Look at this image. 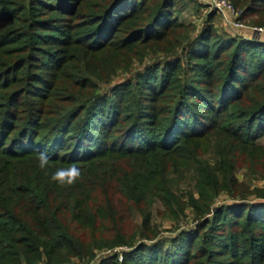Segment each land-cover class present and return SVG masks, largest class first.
Here are the masks:
<instances>
[{
	"label": "trees",
	"instance_id": "trees-1",
	"mask_svg": "<svg viewBox=\"0 0 264 264\" xmlns=\"http://www.w3.org/2000/svg\"><path fill=\"white\" fill-rule=\"evenodd\" d=\"M19 1L20 5L12 6L28 13L24 20L16 17L15 8L7 10V1L0 0V36L17 38L21 34L24 38L43 31L40 36L46 42L62 37L65 46L107 61L106 71L95 75L97 81L107 83L116 70L127 69L133 61L141 62L149 55L170 57L183 44L182 50L191 51L196 75L183 86L176 74L179 59L168 67L158 65L148 69L147 80L143 78L137 85L146 97L132 109L120 108L117 103L106 108L89 98L62 115L45 119L42 125L41 111L30 107V113H38L39 119L34 114L20 119L11 98H6L0 119V264H61L58 258L63 252L68 258L84 260L94 256V249L130 247L131 241L117 230L122 229L118 213L146 205L147 195L161 198L169 217L177 219L174 206L179 202L171 197L166 178L183 142L206 140V134L217 135L223 130L205 123L209 114L237 105L243 124L253 129L252 138L264 134V42L218 40L208 26L189 41L192 25L174 13L177 0ZM230 1L235 9H241L243 17H255L254 25L264 29V0ZM34 36L30 38L41 40ZM54 68L57 71L61 65L56 63ZM41 74H33L34 81L20 94L38 97L37 88L54 89L60 82L57 74L50 81L46 72ZM42 98L47 102L50 95ZM74 101L71 96L64 103ZM164 101L168 104L166 117H160ZM204 109L203 114L200 111ZM38 132H44V137L39 138ZM17 137L28 139L29 144L18 146ZM237 149L241 156L252 154L243 143ZM43 151L50 154V164L38 170L34 163ZM30 157L36 159L28 160ZM72 163L81 169L82 179L69 187L59 186L52 174ZM215 175L208 173L211 180H206L200 169L199 176L205 181L197 182L198 199L192 201L199 219L210 213L221 190ZM262 209L264 205L239 204L214 210L213 221L204 220L201 227L210 229V234L201 238L194 253L184 251L186 258L179 264H201L199 260L202 264H264ZM241 214H245L243 218ZM87 228L115 230L109 233L107 244L96 247L85 245L70 230ZM134 253H122V264H143L135 262ZM115 259H109L108 264Z\"/></svg>",
	"mask_w": 264,
	"mask_h": 264
},
{
	"label": "rangeland",
	"instance_id": "rangeland-1",
	"mask_svg": "<svg viewBox=\"0 0 264 264\" xmlns=\"http://www.w3.org/2000/svg\"><path fill=\"white\" fill-rule=\"evenodd\" d=\"M4 1L9 3L6 6L9 11L12 9L13 4L19 3L20 5L19 0ZM226 1L231 3L230 0ZM211 5V0H177L175 2L174 13H179L182 21L192 25V29L189 32V41L196 39L201 30L208 26L212 29L215 36L218 37V40L224 41L231 38L238 41L254 40L264 42V34L261 36L254 35L251 31V29L258 27L254 25L255 17L245 18L239 14L241 9L237 8V18L245 27L241 30H236L231 28L228 24L229 21L217 14ZM14 8L17 10V18L24 20L28 17V13H20L16 6ZM18 26L20 28L21 24ZM43 33L45 34L43 31L32 33L35 35L33 38H41L38 42L30 38L32 34L24 38H21V34L17 38H13V35L6 36V38L0 36L1 120L4 115L2 114V105H4L6 98L8 101L11 98L12 109L13 111L15 110L16 115L20 119L30 118L33 114L39 119L38 113H30V107H33L34 111L35 109L41 111L43 116L39 122L42 125L45 119L49 121L57 115L63 114L64 111L86 102L89 98L93 104L101 103L106 108L117 103L120 108L128 106L131 107L129 109H132L134 103L141 102L145 100L142 97H146L143 96L145 92H142L137 85L140 80L147 78V73L150 72V70L147 71L148 69L158 65L168 67L170 63L179 59L180 64L176 74L180 85L183 86L192 79L194 74L196 75V72L193 71L195 67L192 65L193 62L191 63L192 60L189 54L191 51L189 49L182 50L185 46L183 44L170 57L163 54L149 55L141 62L133 61L127 69L116 70L109 82L104 83L100 80L97 81L95 75L106 71L105 63L107 61L105 59L83 53L75 47L65 46L62 37H57L58 39L55 38L56 40L52 42H46L48 40H45L44 36H40ZM75 35L77 34L72 33L71 37L76 38ZM212 40L214 41V39ZM56 63L61 65V68L57 71L54 68ZM44 69L48 74V81L51 80L50 77L52 75L55 76L57 74L56 77L60 76V82L54 89L42 87L36 89L40 91L41 97L50 95L47 102H45V99H41L40 95L33 98V96L25 93L20 94L28 83L34 81L33 74L42 76L44 74L41 73H45ZM85 79L90 82H85ZM33 85L36 86L38 84L35 81ZM85 88L88 89L84 90ZM74 91H77L75 96L70 94ZM71 96L75 99V104H65L64 101ZM160 107L163 114L160 117H166L168 104L165 101L161 102ZM237 108V105H234L228 107L225 111L218 112L217 115L209 114L210 119L205 121V123L211 124L210 126L221 127L223 130L217 135L214 133L206 134V140L192 139L187 143L183 142L181 144L182 149L175 152L173 156L174 164L169 170L170 173L166 178V185L172 191L171 197L179 202L174 206L178 215L177 219L169 217V213L162 207L161 198L147 195L146 205H142L139 209H126L127 211L123 210L118 213L122 229L117 230H120L128 241H131L130 247H120L113 250L106 248H102V250L94 249V256L84 260L68 258L66 253L63 252L59 254L58 261L61 264H108L109 259L116 258V261L111 264H122V253L133 251L135 252L134 259L137 263L179 264L186 258L184 257V251L187 253L190 251V254L194 253L202 244L201 238L210 234V229H201V227L204 220L213 221L214 210H220L223 207L229 208L239 204L253 207L264 205V198H262L264 197V134L260 137L252 138L253 129L243 124ZM200 112L204 114L206 110L204 109ZM120 117L121 119L124 118L123 115ZM12 120L13 116L8 120L10 124ZM30 129H32V133H35L34 128ZM19 131H15V133ZM37 135L39 138L44 137V132H38ZM15 140L18 141V137ZM28 141V139L25 140L23 138L18 141L19 143L17 142V145L26 146L29 144ZM241 142L248 150L252 151L251 156L240 155L237 148L242 144ZM27 159L36 158L30 157ZM28 164L31 166L32 163ZM34 164H36L38 170L41 169L38 158L37 163ZM112 164L109 165L111 166ZM200 169H203L206 180L209 177L207 176L208 173H216L215 176L218 179L221 190L213 200L210 213L199 219L196 217L192 204L198 199L197 182L205 181L202 178L203 175L199 176ZM160 170H163L162 167ZM209 179L211 180L210 177ZM151 198H154V200H150ZM260 212L263 215L264 209ZM241 215L243 218L245 214ZM147 218L149 220L145 223L144 221ZM70 230L85 245L92 246L94 244L96 247H100L108 243L111 237L109 233L111 231L114 232L115 229L87 228ZM240 230L243 238L250 241L245 230ZM245 246L246 243H244ZM202 261L199 260L198 263L202 264ZM38 264H45V262L42 261Z\"/></svg>",
	"mask_w": 264,
	"mask_h": 264
},
{
	"label": "clouds",
	"instance_id": "clouds-1",
	"mask_svg": "<svg viewBox=\"0 0 264 264\" xmlns=\"http://www.w3.org/2000/svg\"><path fill=\"white\" fill-rule=\"evenodd\" d=\"M38 163L41 169H47L50 164V154L47 151L38 153ZM51 179L61 187H69L82 179V171L75 163L57 168Z\"/></svg>",
	"mask_w": 264,
	"mask_h": 264
},
{
	"label": "built area",
	"instance_id": "built-area-1",
	"mask_svg": "<svg viewBox=\"0 0 264 264\" xmlns=\"http://www.w3.org/2000/svg\"><path fill=\"white\" fill-rule=\"evenodd\" d=\"M211 3L214 11L223 17V19L229 21L228 24L231 28L241 30L245 27L237 18L238 13L231 3L226 0H211ZM239 14H241V12ZM251 31L254 35L261 36L264 34V29L257 27L251 29Z\"/></svg>",
	"mask_w": 264,
	"mask_h": 264
}]
</instances>
